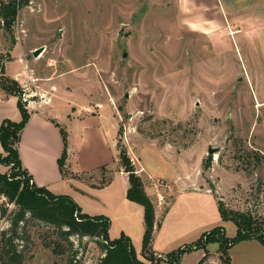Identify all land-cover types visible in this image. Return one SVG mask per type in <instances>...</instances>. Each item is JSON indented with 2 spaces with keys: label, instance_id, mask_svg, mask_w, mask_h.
<instances>
[{
  "label": "rangeland",
  "instance_id": "1",
  "mask_svg": "<svg viewBox=\"0 0 264 264\" xmlns=\"http://www.w3.org/2000/svg\"><path fill=\"white\" fill-rule=\"evenodd\" d=\"M7 1L13 0L0 3ZM38 48L42 52L34 57ZM0 65V76L17 83L28 111L29 103L45 100L56 84V114L66 131L67 103H84L88 112L108 118L116 130L114 168L125 153L142 183L153 185L161 200L157 221L175 189L189 183L212 193L227 219L250 218L262 228L264 0H28L10 30L0 23ZM19 65L27 75L17 81L11 74ZM39 90L44 96L34 92ZM5 94L0 88V99ZM107 132L112 140L114 130ZM209 149L218 151L210 156ZM9 172L0 164V174ZM111 173L103 169L80 179L102 186ZM91 196L83 206L88 215L101 211V196L115 209L124 198L119 178ZM15 209L0 195V233ZM208 221L198 239L215 228ZM224 222L222 235L234 237L235 225ZM116 224L113 239L120 235ZM19 226L14 242L22 264H99L104 256L98 238H65L29 215ZM198 239L177 242L165 253ZM247 241L229 250L233 264H261L262 255L250 250L264 247ZM133 248L141 264H150L141 256V240ZM217 249L213 241L184 253L178 264H196L204 253L202 264H222Z\"/></svg>",
  "mask_w": 264,
  "mask_h": 264
},
{
  "label": "crops",
  "instance_id": "2",
  "mask_svg": "<svg viewBox=\"0 0 264 264\" xmlns=\"http://www.w3.org/2000/svg\"><path fill=\"white\" fill-rule=\"evenodd\" d=\"M23 75H27V73L23 71L22 65H19L17 69L12 71L11 77L19 81L23 79ZM50 88L49 97H45V100L37 104L29 103L28 105L30 117L20 134L18 144L22 168L30 174L32 182L36 186L46 188L55 196L65 195L70 197L78 205L81 212L87 215V211L83 209V206L86 205L85 197L94 199L91 194H94L97 190L111 187L117 176L122 186L124 197L122 202L113 209L114 207H110L107 197L101 196V200L96 199L101 211H96V213L89 216L102 215L109 219V238L112 240L113 238L110 235L117 222L119 224L117 226L119 228L118 233L127 236L135 247V242L139 243L141 240L142 243L144 233L143 208L141 205L126 199V190L129 186L128 176L121 167H118L119 171L118 168H114L118 160L117 150L115 153L112 150V147L117 146L115 126L108 118L104 122L102 120L103 116L88 112L86 109H89V105L82 103L75 108V104L67 103L69 111L66 114L65 121H67L69 127L66 131L64 119H59L56 114V104L54 103L56 84ZM34 92L43 95L40 90ZM20 118V113L16 107V98L5 94L0 99V124L4 119L18 122ZM53 122L68 133L65 170L70 175L62 176L59 170L58 159L63 150V143L59 128ZM108 129L114 130L112 140H110V135L107 132ZM0 152H2L1 146ZM134 161L138 163L142 169L141 171L149 179L153 177L140 161L137 159ZM103 169L112 173L102 186L96 185L93 180L80 179L81 177L85 178V176L90 177ZM142 184L145 191H149L148 193L151 195L153 194V198L150 199L155 207V222L156 224L160 223L158 227L155 224L153 232L152 250L156 257H163L166 251H169L174 245L176 246L177 242L186 244L192 241L191 238L194 236L195 239H198V236L204 231L207 220H209L208 227L221 226L225 223L218 212L215 196L206 189L201 190L199 187L190 186L189 183L187 186L175 189L174 196L169 202L168 208H166V213H163L157 221V213L160 211L161 203L155 196L157 190L154 189L153 185L145 186L144 183ZM149 197L151 196L149 195ZM89 208V210H94L95 207ZM109 208L113 210L109 211ZM117 209L118 214H116ZM134 235L138 236L136 241L132 239ZM245 242L249 241H241L236 245L243 247ZM251 248L253 250L247 249V247L243 249L259 252L262 255L260 258L261 264H264V252L261 246ZM230 264H233V261Z\"/></svg>",
  "mask_w": 264,
  "mask_h": 264
},
{
  "label": "trees",
  "instance_id": "3",
  "mask_svg": "<svg viewBox=\"0 0 264 264\" xmlns=\"http://www.w3.org/2000/svg\"><path fill=\"white\" fill-rule=\"evenodd\" d=\"M27 2L28 0H13L0 3V23L6 31L10 30L17 15L18 7ZM2 70L3 67L0 65V72ZM0 88L6 95L16 98V107L21 117L18 122L4 119L0 124V146L2 148L0 164L8 167L10 171L7 174H0V195L16 206L9 228L0 233L1 264H22L21 252L17 249L14 241L20 238L18 236L19 225L26 221V215H29L32 219L51 224L65 238L75 235L100 239L104 256L100 259L99 264H141L127 236L121 233L117 239L112 240L109 238L110 221L107 217L84 214L70 197L52 195L46 188L38 187L32 182L30 174L22 168L18 153L20 134L30 117V113L22 101L21 89L14 80L1 75ZM53 123L59 128L63 143L58 166L62 176H66L67 133L58 124ZM209 158L206 166L209 165L211 160V157ZM119 162V166L123 168L128 176L129 186L126 190V199L141 205L143 208L144 233L141 243V256L150 264H160L162 260L169 264H178L184 253L202 249L206 244L213 241L218 245L217 251L222 264H230L229 250L241 241L255 239L264 247V221L262 222V228H258L251 222L250 218L245 219L243 222L236 220V218L227 219L222 211V204L217 200V208L221 219L233 222L236 227L234 237L224 238V235H222L223 227L216 226L202 234L194 243L173 250L163 257H156L152 250L153 232L156 224L154 204L147 196L140 177L135 174V170L125 153H120ZM156 225L158 227L160 223ZM219 232L222 233L217 236ZM205 256L204 253L196 264H202Z\"/></svg>",
  "mask_w": 264,
  "mask_h": 264
},
{
  "label": "water",
  "instance_id": "4",
  "mask_svg": "<svg viewBox=\"0 0 264 264\" xmlns=\"http://www.w3.org/2000/svg\"><path fill=\"white\" fill-rule=\"evenodd\" d=\"M41 52H42V48H38V49L34 50V51L32 52V54H33L34 57H38V55H39ZM125 56H126V54H125V52H123V57H125ZM217 151H218L217 149H209V150H208V154H209V155H212V154H214V153L217 152Z\"/></svg>",
  "mask_w": 264,
  "mask_h": 264
},
{
  "label": "built area",
  "instance_id": "5",
  "mask_svg": "<svg viewBox=\"0 0 264 264\" xmlns=\"http://www.w3.org/2000/svg\"><path fill=\"white\" fill-rule=\"evenodd\" d=\"M160 200V199H159ZM161 201V200H160Z\"/></svg>",
  "mask_w": 264,
  "mask_h": 264
}]
</instances>
